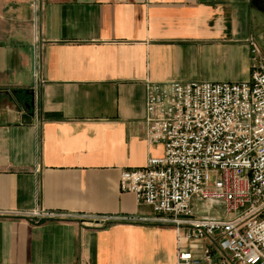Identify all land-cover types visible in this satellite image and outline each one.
<instances>
[{"label":"crops","instance_id":"1","mask_svg":"<svg viewBox=\"0 0 264 264\" xmlns=\"http://www.w3.org/2000/svg\"><path fill=\"white\" fill-rule=\"evenodd\" d=\"M254 61L264 0H0V264H178L175 229L130 221L154 215L118 189L162 155L147 86L244 83Z\"/></svg>","mask_w":264,"mask_h":264},{"label":"built area","instance_id":"2","mask_svg":"<svg viewBox=\"0 0 264 264\" xmlns=\"http://www.w3.org/2000/svg\"><path fill=\"white\" fill-rule=\"evenodd\" d=\"M144 123L162 155L122 171L118 189L154 217L130 221L173 227L178 264H264V62L244 83L148 85Z\"/></svg>","mask_w":264,"mask_h":264},{"label":"rangeland","instance_id":"3","mask_svg":"<svg viewBox=\"0 0 264 264\" xmlns=\"http://www.w3.org/2000/svg\"><path fill=\"white\" fill-rule=\"evenodd\" d=\"M194 211L196 215L199 216H206V215H210L206 210H205V206L201 205V204H195L194 206Z\"/></svg>","mask_w":264,"mask_h":264},{"label":"water","instance_id":"4","mask_svg":"<svg viewBox=\"0 0 264 264\" xmlns=\"http://www.w3.org/2000/svg\"><path fill=\"white\" fill-rule=\"evenodd\" d=\"M26 94L29 95V96H30V95L32 96V95H33V92H32V91H28V92H26ZM31 98H32V97H31ZM32 103H33V102L30 101V103L26 105V111H28V114L25 115V116H23L24 118H29V119L31 118V117H30V109L32 108V105H33Z\"/></svg>","mask_w":264,"mask_h":264}]
</instances>
